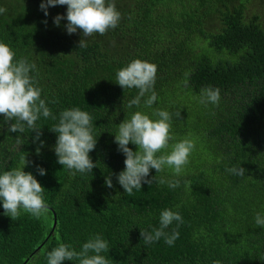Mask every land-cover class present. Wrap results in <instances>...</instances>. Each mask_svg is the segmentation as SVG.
<instances>
[{
	"label": "trees",
	"instance_id": "obj_1",
	"mask_svg": "<svg viewBox=\"0 0 264 264\" xmlns=\"http://www.w3.org/2000/svg\"><path fill=\"white\" fill-rule=\"evenodd\" d=\"M41 2L0 0L6 9L0 42L11 46L15 59L35 64L30 75L57 118L41 116L35 140L26 124L23 133L10 131L15 118L0 114V174L26 157L25 171L45 188L48 205L46 219L22 210L12 220L0 201V264H47V254L61 243L80 251L96 235L109 242L110 252L102 253L109 264H264V228L255 224L257 213L264 216V0H114L119 24L86 38L84 48L79 30L67 33L66 19L54 24L67 5L50 7L45 16ZM135 59L157 66L151 107L144 103L149 92L129 109L138 89L115 81ZM208 87L220 89L218 105L200 103ZM74 107L90 114L97 138L89 153L97 167L75 177L57 162L58 133L51 131L61 111ZM157 110L173 114L175 137L159 154L185 138L195 149L179 176L168 168L150 170L149 179L179 180V187L154 181L129 196L115 175L126 159L115 133L136 111L155 120ZM234 166L244 167L245 175L227 171ZM110 173L112 188L105 184ZM165 209L183 217L165 230H178V239L173 246L163 238L145 244L141 230L158 228Z\"/></svg>",
	"mask_w": 264,
	"mask_h": 264
},
{
	"label": "clouds",
	"instance_id": "obj_2",
	"mask_svg": "<svg viewBox=\"0 0 264 264\" xmlns=\"http://www.w3.org/2000/svg\"><path fill=\"white\" fill-rule=\"evenodd\" d=\"M57 5H67L65 14L54 17V24L60 26L63 19L67 20L64 26L69 35L78 30L82 38L78 47H87L86 38L98 33L104 35L109 29H115L120 22L121 13L117 10L114 0H42L40 8L47 16L48 9ZM6 11L0 7V14ZM47 23V21H45ZM16 52L10 45L0 42V114L10 122L15 118L16 122L10 124V131L23 133L25 124L29 129L37 133L35 140H39L42 134L37 129L36 122L43 116L51 117L50 108L41 98V89L36 86L34 77L30 75L36 67L25 58L15 59ZM157 74V66L140 59L133 60L129 65L118 70L116 82L124 89H138V95L128 102L127 107L139 106L141 98L151 92L145 105L151 107L157 100L153 90ZM220 89L208 87L202 89L200 103L219 104ZM158 119H152L148 114L136 111L130 119H125L119 124L115 133V143L126 159L125 169L115 174L118 183L125 193L133 195L134 190H141L144 183L152 185L154 181L159 184H168L169 188L179 187L180 181H166L157 175L149 179L151 169L157 173L166 168L172 169L179 176L189 163V157L195 149V142L185 138L171 146L170 153L159 154L169 148V141L175 137L171 134L172 116L166 110H157L152 113ZM177 118L180 112L175 113ZM51 131L58 133L54 151L57 162L63 168L70 170L75 177L77 173L92 172L97 167L89 153L97 144V138L93 135V119L87 111L74 107L61 111L59 121L51 127ZM130 142L138 146L136 150L129 147ZM43 145V141L40 142ZM41 151L37 148V153ZM29 163L26 157H21V166L4 171L0 174V201L3 202L4 214L15 220L21 215V211L30 213L36 219L47 218L48 205L44 199L45 188L32 172L25 171ZM236 176H244V167H232L227 169ZM41 176L46 174V169L40 167ZM110 173L105 178L107 187L112 188L113 180ZM183 222L179 212L165 209L160 214L159 227L151 232L141 230V237L145 244L158 242L161 238L169 246H173L179 237V231L174 229L171 234L165 230L173 222ZM255 224L264 228V216L257 213ZM178 227V225H177ZM109 242L99 235L89 239L82 245L80 251H76L69 244L61 243L47 254V264H63L65 260L78 261V264H109L108 259L102 253H109ZM219 264V262H216Z\"/></svg>",
	"mask_w": 264,
	"mask_h": 264
}]
</instances>
